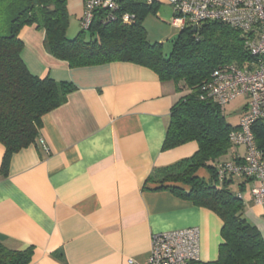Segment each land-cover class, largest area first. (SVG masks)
Here are the masks:
<instances>
[{"label": "crops", "instance_id": "0c3cea01", "mask_svg": "<svg viewBox=\"0 0 264 264\" xmlns=\"http://www.w3.org/2000/svg\"><path fill=\"white\" fill-rule=\"evenodd\" d=\"M161 4L169 5L157 0L144 17L159 15ZM83 7L84 0H67L69 18L79 24ZM20 37V57L31 74L75 89L41 117L35 142L11 154L4 168L0 143V243L32 247L29 264H142L152 234L196 226L199 260H215L221 219L147 182L155 170L197 149L194 141L162 148L170 108L184 91L130 62L69 67L47 53L44 31L34 25L24 26ZM243 152L236 147L227 159ZM197 176L210 179L205 168ZM231 180L243 217L264 239V204L252 202V182Z\"/></svg>", "mask_w": 264, "mask_h": 264}, {"label": "trees", "instance_id": "16d2710c", "mask_svg": "<svg viewBox=\"0 0 264 264\" xmlns=\"http://www.w3.org/2000/svg\"><path fill=\"white\" fill-rule=\"evenodd\" d=\"M2 4L6 32L0 33V143L5 147L2 168L11 154L35 142L41 117L63 104L75 89L71 82L56 81L29 72L20 57L23 41L20 31L34 25L44 31L43 44L48 54L79 67L115 61L146 67L161 81H172L184 94L169 113L163 150L194 141L196 151L187 158L157 169L147 178L154 189H166L193 204L213 211L222 221L218 256L209 262L189 264H264V239L242 214L241 197L230 189L231 178L218 181L216 165L227 159L233 147L228 134L234 128L225 120L218 104L200 99V85L219 66L248 61L238 30L210 20L185 25L163 44L150 40L143 26L152 4L137 0L120 1L119 12L134 14L129 23L106 20V10H94L88 30L80 26L72 38L67 36V0H13ZM257 148L264 151V120L252 126ZM205 168L210 179L197 171ZM32 247L9 249L0 243V264H29Z\"/></svg>", "mask_w": 264, "mask_h": 264}, {"label": "built area", "instance_id": "2783aa9c", "mask_svg": "<svg viewBox=\"0 0 264 264\" xmlns=\"http://www.w3.org/2000/svg\"><path fill=\"white\" fill-rule=\"evenodd\" d=\"M123 0H84L80 26L88 30L94 10L105 9V19L133 20L128 11L118 13ZM152 4L157 0H137ZM171 6L170 24L176 30L185 25L197 26L210 20L230 25L240 33L243 48L249 56L244 65L229 63L214 69L200 85V99L224 105L239 95L247 99L237 125L229 131L231 145L244 148L237 158L216 165L218 181L239 177L252 182L250 194L256 205L264 204V151L257 148L253 124L264 120V0H164ZM38 143L47 149L42 138ZM240 197V196H239ZM199 230L196 226L154 233L150 248L142 264H189L199 260ZM132 262V260H130Z\"/></svg>", "mask_w": 264, "mask_h": 264}, {"label": "rangeland", "instance_id": "374dc122", "mask_svg": "<svg viewBox=\"0 0 264 264\" xmlns=\"http://www.w3.org/2000/svg\"><path fill=\"white\" fill-rule=\"evenodd\" d=\"M9 2L10 4H13V0H0V33L3 34L6 32V25L5 20L8 16L9 12L4 13V8L1 6H5L2 4H7ZM172 15V9L167 4H161L159 15L158 14H148V16L144 19L145 25H146V31L147 36L150 40H155L163 44L165 52H168L171 49L172 42L171 40L176 35L177 31L170 24V18ZM79 24L77 21L72 20L71 17L69 18V26L67 29V36L72 38L76 35V33L79 30ZM247 99L244 95H239L227 104L224 105L223 108V115L225 117V120L230 124H236L238 123L240 119V115L245 109ZM242 146H239L237 148H241ZM236 148V146H233L228 153V157L230 156V153ZM244 149V148H243ZM232 188V187H231Z\"/></svg>", "mask_w": 264, "mask_h": 264}, {"label": "water", "instance_id": "95a60500", "mask_svg": "<svg viewBox=\"0 0 264 264\" xmlns=\"http://www.w3.org/2000/svg\"><path fill=\"white\" fill-rule=\"evenodd\" d=\"M196 28V26H193V29H195Z\"/></svg>", "mask_w": 264, "mask_h": 264}]
</instances>
